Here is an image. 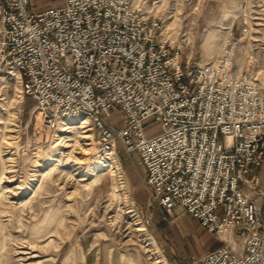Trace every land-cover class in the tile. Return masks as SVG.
I'll return each mask as SVG.
<instances>
[{"label":"built area","instance_id":"1","mask_svg":"<svg viewBox=\"0 0 264 264\" xmlns=\"http://www.w3.org/2000/svg\"><path fill=\"white\" fill-rule=\"evenodd\" d=\"M0 0V68L17 70L48 130L84 116L104 151L137 152L149 204L180 207L229 240L190 264H264V0H243L237 30L201 62L159 0ZM119 110L125 124L110 116ZM161 121L148 133L145 123ZM236 237L241 238L240 247Z\"/></svg>","mask_w":264,"mask_h":264},{"label":"rangeland","instance_id":"2","mask_svg":"<svg viewBox=\"0 0 264 264\" xmlns=\"http://www.w3.org/2000/svg\"><path fill=\"white\" fill-rule=\"evenodd\" d=\"M57 2L38 0L31 7L42 10ZM240 4L159 0L157 7L166 25L176 27L180 37L188 35L185 56L201 62L220 52L228 27H241L235 17ZM19 75L0 68V264H85L90 249L97 254L90 263L96 264H190L188 254L196 252L187 248V231L180 227L192 222L178 214L166 219L149 204L139 154L128 153L120 140L114 152L102 150L92 121L85 120L84 128L63 129L84 116L64 118L58 128L46 129L36 101L22 95ZM110 122L122 127L121 111L115 110ZM144 126L155 133L161 121L152 118ZM83 129L91 133V144L80 137ZM161 221L168 223L167 232L160 230ZM153 239L164 257L161 263ZM212 243L195 240L192 249L201 253Z\"/></svg>","mask_w":264,"mask_h":264},{"label":"crops","instance_id":"3","mask_svg":"<svg viewBox=\"0 0 264 264\" xmlns=\"http://www.w3.org/2000/svg\"><path fill=\"white\" fill-rule=\"evenodd\" d=\"M38 0H31V6H33ZM46 3L47 2H51L52 0H45ZM54 1V0H53ZM243 0H240V2H242ZM34 10H37L34 8ZM259 175H260V182H259V187L264 191V163L263 165L259 168ZM250 195L254 198H256L257 201H262V204L264 206V196H259L257 194H255L254 192H250ZM173 214H178V215H182V217H184L185 219H190L192 222L191 226H185V227H180V230H184L186 228L187 231V238L189 239V242L187 244V248L189 249V251H194L197 254H204L205 252L214 249L215 247H218L220 245H222L223 243H225V240H229V236L227 234H218L216 232L210 231L207 227H205L199 218L193 216L192 214L185 212L182 208L178 207L175 209ZM167 224L163 221L159 222V228L161 231H168L167 229ZM179 225V224H178ZM197 242V244L201 243L203 245H206L208 242H213L212 245L210 247L206 248V251H203L201 253L198 252L197 249H192L195 245L193 244V242H195V240ZM194 240V241H193ZM236 246L240 247L241 245V238L240 237H236ZM87 254L85 255V260L84 263L85 264H96L95 262L97 261H93V263H90V257L94 256V254L97 256V254L94 252L92 253V250H87L86 252ZM180 264L182 260H179Z\"/></svg>","mask_w":264,"mask_h":264},{"label":"bare ground","instance_id":"4","mask_svg":"<svg viewBox=\"0 0 264 264\" xmlns=\"http://www.w3.org/2000/svg\"><path fill=\"white\" fill-rule=\"evenodd\" d=\"M17 81H21V79H20V75L18 76V80ZM86 119H84L81 123H79L78 125H74V124H72L73 122H75V121H73V122H70V124H68V126H64L63 127V129H66V128H68V127H75V126H80V127H82V128H84L85 127V125L83 124V122L85 121ZM64 123H66V121H64ZM69 131L71 130V129H68ZM86 131H88V129H83L81 132V134H80V137L82 138V139H84L86 142H85V144H91L92 143V141H88L87 140V138H89L91 135V133H89V132H86ZM65 137H68V139H70L71 137H69V135H65ZM77 141V140H76ZM72 144H74V143H70V142H68V145H72ZM88 148H91V147H88ZM112 152H114L115 150H111ZM110 163H111V170H112V174L113 175H116V165H114V163H112L111 161H110ZM115 183V182H114ZM19 186V185H18ZM116 188H118V191L121 189V184H119L118 182L116 183ZM115 188V189H116ZM130 210H132V209H129V211ZM142 229V228H141ZM153 241H154V245H155V247H156V251H157V254H156V257H157V259H156V262H159V263H161L163 260H164V257H163V255L161 254L162 252H160L159 251V247H158V245H157V242L155 241V239H153Z\"/></svg>","mask_w":264,"mask_h":264}]
</instances>
